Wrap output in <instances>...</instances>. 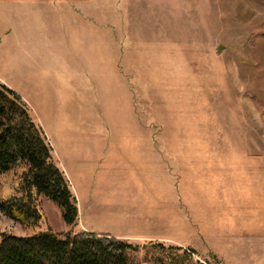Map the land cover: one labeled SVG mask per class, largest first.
Instances as JSON below:
<instances>
[{
  "label": "rangeland",
  "instance_id": "obj_1",
  "mask_svg": "<svg viewBox=\"0 0 264 264\" xmlns=\"http://www.w3.org/2000/svg\"><path fill=\"white\" fill-rule=\"evenodd\" d=\"M24 1L0 0V70L78 220L40 197L44 224L0 215V234L87 231L180 248L166 264H264V0Z\"/></svg>",
  "mask_w": 264,
  "mask_h": 264
},
{
  "label": "trees",
  "instance_id": "obj_2",
  "mask_svg": "<svg viewBox=\"0 0 264 264\" xmlns=\"http://www.w3.org/2000/svg\"><path fill=\"white\" fill-rule=\"evenodd\" d=\"M40 197L55 204L67 227L76 224L77 201L49 141L28 104L0 81V215L34 231L46 221ZM142 250L143 263L166 264V251L177 257L180 248L152 243L141 247L87 231L56 234L47 230L23 237L0 234V264H141L134 256ZM154 255L155 261L148 260ZM183 260L172 264H184Z\"/></svg>",
  "mask_w": 264,
  "mask_h": 264
},
{
  "label": "crops",
  "instance_id": "obj_3",
  "mask_svg": "<svg viewBox=\"0 0 264 264\" xmlns=\"http://www.w3.org/2000/svg\"><path fill=\"white\" fill-rule=\"evenodd\" d=\"M37 2V4H35V5H38V7L39 8H44L45 7V0H38V1H35V0H26V1H24V2H22V4H25V5H29V6H35V5H33L34 3H36ZM40 13H45V11L44 10H40ZM3 72H8V71H6V70H0V81L4 84V85H6L8 88H10L11 90H13L14 92H16L26 103H27V101H26V99L23 97V95L21 94L22 92L21 91H19V90H17V88L16 87H14L13 85H12V83H10L9 82V80H8V77H7V74H5V73H3ZM28 104V103H27ZM29 105V104H28ZM30 106V105H29ZM49 111L50 112H53V110L51 109V107L49 108ZM43 131V130H42ZM44 133V132H43ZM44 135H45V133H44ZM46 136V135H45ZM46 138H47V136H46ZM48 139V138H47ZM49 141V140H48ZM49 143H50V141H49ZM51 145V144H50ZM232 233H234V234H236L235 232H232ZM229 235V237L230 238H234L235 236L234 235H232V234H228ZM256 238L258 239V240H260V242H261V245H259V249H258V251H259V253L260 254H262V252H263V249H264V233L263 232H259V233H257L256 234ZM256 251H257V248H256ZM255 251V252H256Z\"/></svg>",
  "mask_w": 264,
  "mask_h": 264
}]
</instances>
